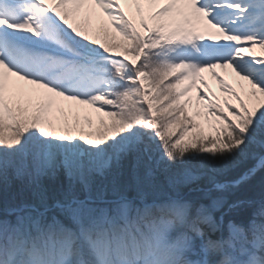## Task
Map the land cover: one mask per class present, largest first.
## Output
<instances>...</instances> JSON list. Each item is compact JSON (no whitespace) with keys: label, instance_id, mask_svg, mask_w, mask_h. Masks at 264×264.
Returning a JSON list of instances; mask_svg holds the SVG:
<instances>
[{"label":"snow or ice","instance_id":"1","mask_svg":"<svg viewBox=\"0 0 264 264\" xmlns=\"http://www.w3.org/2000/svg\"><path fill=\"white\" fill-rule=\"evenodd\" d=\"M86 6L120 39L102 20L103 39L75 22ZM217 67L244 82L213 71L222 101L200 76ZM197 79L209 92L189 115ZM55 97L102 113L99 127L58 129ZM253 148L264 152V0H0V186L15 176L28 192L0 200V264H264V201L245 222L214 215L222 196L153 195L158 169L186 184L194 164L215 170ZM129 158L131 184L119 179ZM258 169L264 155L235 183ZM61 173L53 195L43 181Z\"/></svg>","mask_w":264,"mask_h":264},{"label":"trees","instance_id":"2","mask_svg":"<svg viewBox=\"0 0 264 264\" xmlns=\"http://www.w3.org/2000/svg\"><path fill=\"white\" fill-rule=\"evenodd\" d=\"M259 152L260 149L255 148L254 150L250 151L246 156H239L233 163L223 167L217 166L215 170H213L210 166L206 167L204 165L194 164V167H192V173L195 179L192 182L186 184L176 185L169 183L170 177L174 176L177 172L176 168L172 172H167L164 170L161 171L160 169H158L155 175L156 185L153 191V195L157 198H164L169 195H173L176 192H179V194L183 195L188 190L193 189L194 191L189 193L187 199L202 204L203 197L211 195L212 193L216 194L214 193V189L208 192L205 191L206 189L214 186L217 183H222L224 181H235L236 179H238V177H240L243 173H245L257 164L258 161H256V158L258 156L253 155L259 154ZM134 171L135 160L133 158H129L125 162V166L119 176L121 182L129 184L134 183ZM64 177L65 176L63 174H59L55 178H46L43 182L49 189V191L53 195H55L57 189L61 185L66 184L67 181L64 179ZM109 179H111V177H109ZM243 183H239L235 187H233V185L227 187V192L230 191L234 193V198L228 200V202L225 203L221 208L222 212L227 211L226 213L228 215L226 216L225 220L233 219L236 221L246 222L247 219L251 217L253 211L259 206L260 202L264 201V197L260 198V195L262 194L258 192V183H251L249 186L246 187H244ZM263 184L264 183H262L261 186ZM22 188H25L22 181L19 182V179H12V181L8 182L7 186H0V200L15 199L19 201L21 199H24L27 196V191H23ZM246 198L249 201L245 203L242 202L240 205H236L235 208L229 207V204H232V202L236 203V201H243V199Z\"/></svg>","mask_w":264,"mask_h":264},{"label":"rangeland","instance_id":"3","mask_svg":"<svg viewBox=\"0 0 264 264\" xmlns=\"http://www.w3.org/2000/svg\"><path fill=\"white\" fill-rule=\"evenodd\" d=\"M125 9H126V11H133L134 12V10L131 9L129 5H125ZM85 12L86 11L81 12L75 18V22H77L79 24H87V23L90 22L91 27L89 29V34L93 35V36H95V37H97L99 39H103V33H102L101 29H100V22L98 21V23H95L93 21H90V20H92L90 18V14L89 15H85ZM135 18L138 19V17H135ZM70 22H73V17L72 16H70ZM103 25L105 27H107V29H108L109 39L110 40H111L112 36H115L117 40L120 39L119 34L112 27V25H108L107 23H104V22H103ZM256 51H257V53H259V49L258 48L256 49ZM215 72H217V70H215ZM206 77H207V75H206ZM206 77L204 76L202 78H203L204 81L207 82V84L209 85V88L211 89V91L209 92V88H205L204 84H202L201 81L199 82L200 84H198L199 86L196 87V88L199 89L201 92H209L210 96H212V94H214L213 98H219L222 101L223 99H221V97L219 96V94L222 93V92L220 91V87H219L218 82L215 81L214 83H212V82L210 83V82H208V79ZM221 77H224V76H221ZM224 78L227 79L229 83L235 84V81H234L232 75L224 77ZM236 82H238V85L236 86L237 87V91H241L240 85L243 84L244 82H242L240 80H238ZM180 87L183 88L184 84H182ZM197 94L198 93H197V90H196L195 92H193V93H191V94H189L187 96V98L188 97L191 98L192 103H195L196 106H197V103H198L197 99H196ZM62 100H63V98L61 97L60 101L62 102ZM232 102H234V101H232ZM33 104H35V101H33ZM199 107H200V110L202 112L205 110L202 103L199 105ZM61 110H62V113H63L62 114V118L60 116L59 117L55 116V120L56 121L53 120V123L56 124L57 128L59 129V127L62 125L63 121L65 119H67L70 124L75 126V121H76L77 117H79V121H80L79 126L78 127H74V131L79 130V129H82L85 132L94 131L96 128L99 127V118L103 115L102 113L96 112V110L93 107H91L89 105H79L75 101H73V114H71V115H69V113L67 114V111L63 108V106H61ZM192 111L193 110H191V108L189 107V115L192 114ZM86 116L91 117V119H92V125L91 126H89L87 124V122L85 121V117ZM104 119L106 121L109 120L108 117H104ZM197 121L199 123L204 124V117L203 116L197 117ZM204 131H205L206 134L210 131V129L208 128V126L206 124H204ZM254 149L255 148L251 149L250 151H252ZM260 155H264V152H261V150H260L259 154H255L253 156H258L259 157ZM258 157L257 158L255 157L257 159L256 161H258ZM192 167H194V166H192ZM160 170L163 171V169H160ZM174 170H175V168H173L171 170H168V171L172 172ZM164 171H166V170H164ZM167 172H165V173H167ZM10 177L11 178H8V182L12 181V179H15V180L19 179V178L15 177V176H10ZM259 178H260V180H259ZM64 179L67 181V177L66 176L64 177ZM19 182H21L20 179H19ZM243 182H241V184L243 183L244 187L249 186L251 183H258V186H259L258 192L264 195V184L261 186V184L264 183V169H258L254 175H252L249 179H247V180H245ZM231 185L232 184H227V186H231ZM233 187H235V185H233ZM227 189L228 188H226L223 191H221L219 189H215L214 193H216V194L212 193L211 195H207L206 197H203L202 198L203 199L202 200V204L209 205V204H211L213 198L221 197V196L226 200V203H227L228 200H230L231 198H234V193H232L230 191L227 192ZM22 190L23 191H27L26 188H22ZM217 191H219V192H217ZM206 192H208V191H206ZM27 195H28V192H27ZM263 195H260V198L263 197ZM187 196H189V193H187L184 197H187ZM247 201H249V200L246 198V199H243V201H236V203L232 202V204H229V207L230 208H235L236 205H238V204L240 205L242 202L245 203ZM221 208L217 212L214 213V215L217 218L223 213V212H221V210H222Z\"/></svg>","mask_w":264,"mask_h":264},{"label":"bare ground","instance_id":"4","mask_svg":"<svg viewBox=\"0 0 264 264\" xmlns=\"http://www.w3.org/2000/svg\"><path fill=\"white\" fill-rule=\"evenodd\" d=\"M215 70H217V72L216 73H218L219 75H221V76H224V77H227V76H231L232 75V77H233V79H234V81H235V84H232L233 85V87L234 88H236V90H237V85H238V82H236V81H238V80H240L239 79V77H237L236 75H235V73L234 72H232V70L231 69H229V68H221V67H217V68H215V69H213V70H206V71H204V74L206 75L207 74V79H208V82H212V83H214L216 80H215V78L213 77V75H212V72L214 71L215 72ZM211 74V75H210ZM13 79H15V78H13ZM196 83H197V80L195 81ZM20 83V85H22L24 88H33L34 86H32V85H27L25 82H23V81H20L19 82ZM190 83H192L191 81H187V85L188 84H190ZM193 87H195V83L193 84V86H192V88H191V90L190 91H192L193 90ZM41 91H43V90H41ZM189 91V92H190ZM219 96L221 97V99H224V98H226V94L225 93H220L219 94ZM187 98V97H186ZM228 99H230L231 100V97H227ZM55 99V103H54V105H53V107H52V109H51V111L49 112V118L50 119H52V120H55V116H62V111H61V105L63 106V108H65V110L67 111V114L69 113V115H71V114H73V101H71V100H65V99H63V101L61 102L60 101V97H55L54 98ZM83 107V106H82ZM197 106L196 105H194L193 103H191V105H190V108H191V110H194L195 108H196ZM82 112V111H81ZM56 121V120H55Z\"/></svg>","mask_w":264,"mask_h":264}]
</instances>
